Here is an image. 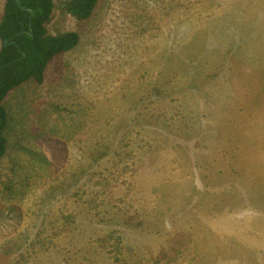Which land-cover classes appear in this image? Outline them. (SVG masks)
Returning <instances> with one entry per match:
<instances>
[{
	"label": "rangeland",
	"instance_id": "obj_1",
	"mask_svg": "<svg viewBox=\"0 0 264 264\" xmlns=\"http://www.w3.org/2000/svg\"><path fill=\"white\" fill-rule=\"evenodd\" d=\"M54 2L79 43L4 101L0 264H264V0Z\"/></svg>",
	"mask_w": 264,
	"mask_h": 264
},
{
	"label": "trees",
	"instance_id": "obj_2",
	"mask_svg": "<svg viewBox=\"0 0 264 264\" xmlns=\"http://www.w3.org/2000/svg\"><path fill=\"white\" fill-rule=\"evenodd\" d=\"M97 3L98 0H69L66 10L78 19H86ZM54 10V0H5L0 20V161L8 151L9 113L5 99L29 81L43 84L54 58L79 43V33L74 30L49 32Z\"/></svg>",
	"mask_w": 264,
	"mask_h": 264
},
{
	"label": "water",
	"instance_id": "obj_3",
	"mask_svg": "<svg viewBox=\"0 0 264 264\" xmlns=\"http://www.w3.org/2000/svg\"><path fill=\"white\" fill-rule=\"evenodd\" d=\"M16 2L18 3L19 2V0H16ZM31 10V13L33 14V9H30ZM33 32H32V30H31V32H30V34H32Z\"/></svg>",
	"mask_w": 264,
	"mask_h": 264
},
{
	"label": "bare ground",
	"instance_id": "obj_4",
	"mask_svg": "<svg viewBox=\"0 0 264 264\" xmlns=\"http://www.w3.org/2000/svg\"><path fill=\"white\" fill-rule=\"evenodd\" d=\"M130 198V197H129ZM130 214V213H129ZM127 223V222H126Z\"/></svg>",
	"mask_w": 264,
	"mask_h": 264
},
{
	"label": "clouds",
	"instance_id": "obj_5",
	"mask_svg": "<svg viewBox=\"0 0 264 264\" xmlns=\"http://www.w3.org/2000/svg\"><path fill=\"white\" fill-rule=\"evenodd\" d=\"M66 53V52H65Z\"/></svg>",
	"mask_w": 264,
	"mask_h": 264
}]
</instances>
